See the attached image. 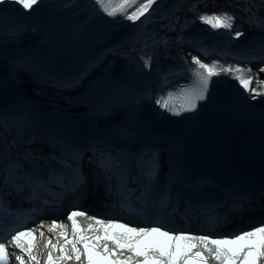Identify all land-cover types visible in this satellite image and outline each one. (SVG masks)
I'll list each match as a JSON object with an SVG mask.
<instances>
[{"label": "bare ground", "instance_id": "bare-ground-1", "mask_svg": "<svg viewBox=\"0 0 264 264\" xmlns=\"http://www.w3.org/2000/svg\"><path fill=\"white\" fill-rule=\"evenodd\" d=\"M173 2L174 0H156L148 12L145 13V19L144 16H141L139 20L132 21L123 18L121 13H117L115 17L107 15V13L98 10L99 6L94 0H51L45 5L38 3L32 10L28 11H21L17 5L12 4L9 0V2L0 5V8H5L10 13L9 21H0V59L4 56H12L16 60L21 59V62L23 61L27 64L23 72V78L19 76L14 86L11 83L9 85L5 84L10 89L9 93L24 92L30 95L33 94L36 86L56 84L60 88L67 90L66 93H69L68 105L72 106L71 110L79 112L82 116L115 115L120 111L116 96L114 94L110 96V92L104 96V92L102 94V92L95 91L92 85L97 80L96 75L99 72H104V68L102 65H98L100 63L98 55H95L93 59L90 56L100 46H105L112 42L127 41L122 45H127L128 49L130 51L134 50V52L140 51L139 47H141V51H144L142 54L144 63L147 61V65L151 64L155 55L147 53V39L131 35L132 33L138 34L140 31H142V35H145L152 19H155L159 13L171 6ZM233 3L234 0H190L188 1L189 8L186 12L194 13L195 11L197 12V7L206 8L211 6H216L215 10L220 8L223 12H226L234 9ZM251 4L253 5L249 9L248 6ZM239 5H241V10L245 6L249 9L244 15L248 21H251V24L262 25L264 22V0H242ZM134 9L135 6L129 8V14ZM205 12L208 13L209 11H201L199 14H205ZM223 12L220 11V13ZM95 15L97 17H94ZM231 16L236 21V15ZM198 20L201 21L200 19ZM198 23L208 28L209 36L217 38L220 35L218 32L221 29H212L211 26H207L204 22ZM246 33L247 31H243L241 34L244 35ZM225 37L230 39L228 35H225ZM225 37L222 38L225 39ZM72 40L77 42H71ZM35 49L37 51H34ZM147 49L150 50L151 48L147 46ZM100 50L101 48L98 52ZM163 54L165 56L164 60L173 56V54L170 55L167 52ZM85 60L91 62V66L83 73L86 77L82 76L83 74L81 73V66ZM139 65V69H142L144 64L140 62ZM160 70H165V68L160 67ZM142 72H144V68ZM261 91L263 93L262 96L259 95V101L264 100V85H261ZM223 92L222 96L225 104L234 111L247 103L242 95L243 100L234 97L231 93ZM237 92H239L238 89ZM244 97L247 98L246 96ZM104 98H112L111 103L107 104ZM257 161L251 163L250 171H255L262 164V160L258 159ZM70 215L63 217V221L67 226L64 232L68 231L69 240L54 236L61 233V230L54 228L57 226L45 225L42 228L48 236L43 242H39L41 244L39 249L33 248L34 253H38L42 259H46L48 262L50 255L60 262L88 264L84 254L87 245H93L105 251L111 250L106 244L100 246V243L95 241L96 236L107 235L112 238L113 235H121L128 237L129 252L133 254L130 258L121 259L132 262L142 258L143 244L146 242L154 243V240L146 238L145 235L139 232L125 233L126 231L117 230L114 226L111 228L104 227L92 219H90L92 221L83 222L82 225L81 220L78 222L74 217L69 219ZM72 220L76 222L75 228ZM50 238H52L53 244L47 245L46 240H50ZM254 239L257 240L259 253L264 251V248H262L264 246V238L261 237L259 239L258 236ZM196 245V247L191 248V253L185 254L182 259H179V264H199L198 259H196L197 253H202L204 260L207 261L203 252L199 249L201 244L198 242ZM51 247L55 249L54 252L50 251ZM69 254H73L74 257L72 259L67 257ZM78 255L79 259L77 258ZM236 264H244V260L240 258ZM259 264H264V256L260 259Z\"/></svg>", "mask_w": 264, "mask_h": 264}, {"label": "snow or ice", "instance_id": "snow-or-ice-1", "mask_svg": "<svg viewBox=\"0 0 264 264\" xmlns=\"http://www.w3.org/2000/svg\"><path fill=\"white\" fill-rule=\"evenodd\" d=\"M9 2V0H0V5ZM10 2L14 5H17L21 11H28L32 10L35 5H38L40 0H10ZM94 2L99 6L98 10H101L109 16L115 17L117 13L123 14V18L127 20H139L141 16H144L146 12L152 7V5L156 2V0H94ZM135 6V10L132 11L130 14L128 12L129 8ZM199 19L203 21L205 24L211 26L212 29H233L234 17L230 16L228 13H224L222 16L220 15H204L200 16ZM235 35L239 37L242 35L239 31L235 32ZM192 61H194V73L199 78V86L195 88L190 93L185 94L184 96V103L181 108L177 109L169 103V99L161 98L156 101V103L162 105L163 108L167 109L170 112H175L179 114L180 111H193L197 108V102L203 101L206 99V95L209 89V82L212 80L213 77H217L220 75H228L232 76L238 82V85L241 87V90L248 93L251 99H256L261 93L257 92L256 88L252 87V76H245L243 69L241 66L237 65L235 67L229 65L227 67L219 64V62H211L205 63L199 57H192ZM148 62L145 61V65L147 66ZM198 66V67H195ZM248 71H251L250 69ZM264 71V69H261ZM260 83H264V81H260ZM77 212H72L71 215L68 217L72 219L75 215H78ZM55 224V221L53 222ZM73 227H76L75 220H72ZM114 227H119L124 229L129 233H141L145 236L149 235L150 233H159L163 236H168V232H161L159 228H151V229H135L129 228L126 225L119 224L113 225ZM24 232H17L13 237L12 240L19 244L20 237L25 235ZM31 235V232L27 233ZM234 239L228 240H220V239H212L210 236H200V237H192V239H199L203 242L205 248L208 247L209 244L216 245V249L214 251L215 259L220 261L221 264H236L238 260H240L241 255L238 253H233L230 246L235 244L237 241L245 240L246 238H256V237H264V227H256L252 231H243L241 230L240 235H235L233 233ZM177 241H183L185 239V235L181 233L179 236L176 237ZM117 243H120L117 240ZM196 244H190L189 248L196 247ZM224 246V247H222ZM177 248H179V243L177 244ZM264 248V246H262ZM212 251V249H208ZM253 249L249 248L248 253L250 254ZM8 252L5 249L4 244H0V264H7L8 261ZM169 256L172 257L173 264L175 262L176 256L173 253H169ZM260 256H264V251L260 252ZM79 259V255L77 256ZM196 258L204 260L202 253H197ZM21 260V264H23V258L18 257ZM35 259V257H32ZM244 260H247V255L244 256ZM49 264H52L51 256L49 255ZM118 264H128V261H121ZM144 264H149V261L146 259ZM154 264H165L163 260H156ZM206 264V261H205Z\"/></svg>", "mask_w": 264, "mask_h": 264}, {"label": "rangeland", "instance_id": "rangeland-1", "mask_svg": "<svg viewBox=\"0 0 264 264\" xmlns=\"http://www.w3.org/2000/svg\"><path fill=\"white\" fill-rule=\"evenodd\" d=\"M49 1L51 0H40V4H46L48 3ZM195 5V4H194ZM253 4H251L249 7H252ZM247 7V6H245ZM197 11L199 12L200 10L203 12V11H209L208 13L205 12V14H197L195 16V18H199L200 16H204V15H208V16H212V15H216V13H218L219 9L215 10L216 9V6H211V7H203V8H196ZM248 9V10H249ZM134 11V10H133ZM221 12H223L221 9H220ZM214 12V14H213ZM223 13H228L230 16L231 15H237L236 12L234 11H224ZM117 240L120 241V243H117ZM95 241L97 243H100V246H104L105 244L107 245V247L111 248L119 257H122V258H126V257H131L133 254H131V252H129L130 250V245H128V240H127V236H113L112 238H109V237H106V235L102 236V237H96ZM190 244H193V243H189L187 241H180L179 242V248H175V251L173 252V254H175L176 256V259H175V262L174 264H179V259L183 258V255H185L186 253L188 252H192V249L189 248L188 246ZM196 244V243H195ZM199 244H202V251L204 252V254H208V257H210V255L212 254V251H209L208 249H210V245H208L207 248H205L203 242H199ZM152 249L151 248H145L144 251H142V254L144 253H148V252H151ZM133 253V252H132ZM70 257H72L73 255L69 254ZM210 261H212L211 263H214V264H219L221 263L220 261L216 260L215 258L212 260L210 259ZM172 264H173V261H172Z\"/></svg>", "mask_w": 264, "mask_h": 264}]
</instances>
